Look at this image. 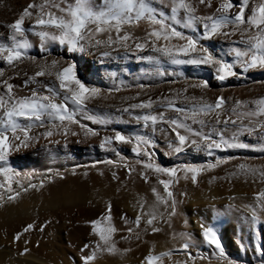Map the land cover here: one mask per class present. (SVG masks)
<instances>
[{"label": "snow or ice", "instance_id": "obj_1", "mask_svg": "<svg viewBox=\"0 0 264 264\" xmlns=\"http://www.w3.org/2000/svg\"><path fill=\"white\" fill-rule=\"evenodd\" d=\"M198 3L212 8V0H198ZM51 8H56L60 15L52 12ZM26 18L32 21L31 31L39 40V50L42 54L48 52L49 44H58L61 47L66 45L68 53L84 52L87 48H103L105 49L101 52L103 57H110L112 51L123 50L125 59L131 52L138 61L156 65V71L160 77L166 74L159 67L163 58L167 63L175 66H192L197 69L205 67L211 70L214 79L219 82L229 77L247 74L252 69H264V0H258V2L220 0L215 10L206 15L196 14L191 0H101L100 5H93L92 0H64L63 7L50 0H43L42 3H29L13 22L5 25L9 30L7 42H0V61L7 64L14 73V75L6 76L5 70L0 68V85L3 86V92L0 93V174L6 177V183H9L13 175H20L18 172L14 173L9 167L8 157L10 152L19 151L21 146L27 148L30 143L38 142L41 138L48 140L49 143L58 144L59 140L50 138L54 135H63L64 147L67 148V137L79 135L78 132L69 129L68 125L71 124H78L85 137L99 135L98 131L80 123L76 119L77 114L101 127H106L119 120V117L114 120L109 114L93 113L87 108V103L99 98L102 90L82 83L76 76L74 63L66 61L61 65L60 60L53 58L49 61L46 56H42L38 61L36 56L29 54L32 43L26 36L27 29L24 27ZM140 22H146L148 25L142 38L133 37L131 33L123 31L124 26L138 25ZM237 33L240 39L233 43L242 44L243 47L230 44L226 50L222 49L220 53H217L203 43L212 41L216 37H231ZM102 34L105 36L104 39H93L94 36ZM146 49L156 55H137V53L145 52ZM225 57H232V59L228 61ZM112 58L116 59V57ZM25 62L35 65V68L31 73L21 70L25 77L24 86L36 85L37 88L42 87L44 92L33 88L30 96L17 97L13 92L15 86L9 81L21 75V72H17L16 69ZM168 74L173 75V73ZM175 75L182 76L180 73ZM38 77H54V79L43 82L38 80ZM175 82L177 81H170V83ZM258 82L264 83V81ZM136 87L143 89L146 85L137 84ZM188 88L200 89L203 92L209 90L210 85L207 80L199 79L187 84L179 91L158 96L155 101L149 97L139 103H132L123 109H117L118 112L128 113L137 124L142 123L145 129L151 127V133L126 135L113 129L112 135H104L100 138L99 147L102 150L114 152L118 158L117 161L106 160L102 161L103 163L113 168L122 163L129 176L136 172L135 165H139L141 170L138 175L145 183L148 182L146 173H152L156 175L157 183L163 186L164 195H161L155 186L151 188L154 197L152 203H148L143 197L137 198L133 204L137 210L134 220L129 221L124 216L120 217L125 225H132L124 229L127 235H122L121 240L130 241L134 237L137 241L148 243L143 240V235L161 231L157 223L164 218L165 212L169 217L176 214L177 202L169 190L173 182L171 178L177 177L180 173L185 180L190 176L192 184L195 185L197 176L201 172L211 171L218 165L233 159V157H224L200 165L181 163L173 167L161 166L155 161L153 151L158 147L153 139L158 124L161 125L159 130L165 136L170 133L173 137L167 140L165 155H179L187 149L197 153L202 152L209 157H212L216 150L243 149L264 153V96L251 101L237 99L234 102L231 109L232 116L241 121L245 117L248 118L247 124L237 125V119L229 120L227 116L223 121L220 119L219 110L226 102L224 97L217 96L214 101L210 102L204 95L200 97L185 95ZM114 90L120 91L121 85H116ZM184 101H195V103L184 105ZM154 103H159L164 110L157 114L148 111L135 115L129 111V109L150 110ZM237 109L246 110L238 112ZM166 110H171L176 115L167 117ZM213 115L215 116L214 123L210 119ZM20 118L28 123H19ZM221 123L225 127H216ZM229 123L237 126L229 129L227 127ZM192 125H198V127L194 128ZM33 128H41L44 131L30 136L29 133ZM244 134L253 137L257 142L242 141L240 137ZM76 142L80 143L79 140ZM121 144L131 146V152L135 156L132 167H129L116 147ZM236 168L237 172H233L232 175L244 174L264 178V170L257 167L241 163ZM71 174L76 175L75 168L71 170ZM100 174L103 175L102 172ZM56 177L64 179L63 174L55 173L40 180L38 185L29 182L27 187L17 180L20 191L13 192L9 184L6 192L10 194L7 195L6 200L12 203L21 192H27L29 189L39 191L44 186L45 180L51 183ZM112 177L117 178L115 171L112 172ZM161 177L169 179H161ZM28 179L30 180L31 177L29 176ZM119 191L118 188L117 192ZM253 199L254 203L243 206L248 215H242L240 219L256 237L255 251L264 256V232L258 230V226L264 225V189L257 192ZM4 203L5 198L0 195V207ZM161 206L164 211L160 210ZM228 208L231 211L234 206L229 205ZM212 212L214 218L223 215L215 207ZM142 222L143 228L141 229ZM86 223L90 225L91 234L97 239L91 246L85 244L79 250L80 253H84L85 249L91 247L88 254L79 256L81 264H95L98 258L105 254L123 257L132 250L128 247L123 249L117 247V242L113 239L120 230L112 223L110 201H106L102 215ZM43 228L44 225H41L39 230L43 231ZM32 229L33 224L26 225L22 232L15 234L13 241L19 240L23 233L30 232ZM201 229V243L212 247L211 257L204 256L199 251L190 252L189 249L195 248L196 244L187 234L179 233L172 236L173 239L177 235L180 237L182 243L179 249L156 252L155 244L151 243L147 254L140 260V264H165V260L168 264H195L198 260L210 258L227 261V264H237V261L225 255L214 225L201 224ZM24 244L27 245L28 240H25ZM28 252L29 249L24 247L20 254L24 255ZM174 254L183 255L185 259L173 260ZM261 264H264V260Z\"/></svg>", "mask_w": 264, "mask_h": 264}, {"label": "rangeland", "instance_id": "obj_2", "mask_svg": "<svg viewBox=\"0 0 264 264\" xmlns=\"http://www.w3.org/2000/svg\"><path fill=\"white\" fill-rule=\"evenodd\" d=\"M42 2L43 0H0V42H7L6 38L9 34V30L5 27L6 24L13 22L29 3ZM50 2L58 3L60 7L64 6V0H50ZM92 2L93 5L101 4V0H92ZM219 2L220 0H212V8H207L205 5L199 4L198 0H191L193 7L196 9V14L198 15L211 14ZM233 2H235V0H233ZM250 2H258V0H250ZM156 6L160 7V5ZM50 10L55 14L60 15L56 8H51ZM165 11H167V9H165ZM233 11H235V9H233ZM31 25L32 21L26 18L24 21V27L27 29L26 36L32 43V48L29 50V54L36 56L38 61L42 56H46L49 61L53 58L60 60L61 65L66 61L74 63L76 66V76H81L86 86H94L102 90L99 98L93 99L87 103V108L93 113L109 114L114 120L116 117H119L117 122L111 124L127 128L133 133H141L143 131L144 127L142 123L137 124L131 119L128 113L118 112L116 111L117 109H123L129 104L139 103L149 97L155 101L158 96L169 95L173 91H179L185 88L187 84L194 83L199 79L207 80L210 89L202 92L200 89L188 88L185 95L196 97L204 95L209 101L208 96L211 92L218 90L215 98L217 96H222L226 101L219 110L221 112V121H223L226 116L229 120L237 119L231 114V109L237 99L241 101H251L264 96V83L258 82L264 81V74H259L255 69L249 70L247 74H240L239 77H230L232 80L230 84H219L214 77L207 78L201 74H194L188 66L182 67L171 65L163 60V58L159 67L161 70L165 71L166 74L163 77H160L156 71V65L138 61L131 52L128 53L127 58L125 59L123 50L119 52L112 51L110 57H103L101 55V52L105 50L103 48H87L84 52L68 53L67 47L65 46L61 47L58 44H49L48 52L42 54L39 50V40L32 34ZM125 29L130 32H132V30L133 32L137 31L139 34L131 33L132 36L142 38L148 29V25L146 22H140L138 25H126L123 31H126ZM113 35H115V33H113ZM104 38L105 36L102 34L93 39ZM239 39L240 36L239 33H237L231 37H216L212 41H205L203 43L207 44L217 53H220L222 49L226 50L230 44H232V46L243 47L242 44L233 43L239 41ZM140 54L141 53H137V55ZM142 54L144 55V52ZM112 57H116V59H113ZM225 59L231 61L232 57H225ZM133 62H141L139 64L149 65V68L146 65H144V67ZM121 63H123V66ZM0 68L5 70L6 76L14 75L7 64L0 65ZM34 68L35 65L25 62L16 69L17 72H21V75L15 76L9 81V83H12L15 86L13 92L17 97L30 96L31 90L37 88L36 85L31 84L27 87L24 86L23 80L25 77L21 71L26 70L31 73ZM237 71L239 70L237 69ZM168 73H173V75H169ZM176 73H180L182 76L175 75ZM37 79L43 82H48L49 80L54 79V77H38ZM172 80H176L177 82L170 83ZM121 82H123V84H121ZM137 84H143L146 85V87L140 89L136 87ZM116 85H121L120 91L114 90ZM221 89L223 90L221 91ZM37 90L39 92H44L42 87L37 88ZM2 92L3 86L0 85V93ZM133 97H136V99H132ZM57 101H59V97H57ZM191 103H195V101L183 102L184 105H189ZM162 110L164 109L160 107L159 103H154L150 110L129 109L134 115L143 114L148 111L157 114ZM245 110L246 109H237L238 112ZM165 115L167 117H174L176 113L171 110H166ZM20 119L24 120L23 118ZM205 119L208 120L209 118ZM210 119L212 123L215 122L214 115ZM247 122V117H245L243 121L237 119V125L241 123L247 124ZM237 125L229 123L227 127L229 129H234ZM157 126L160 129L161 125L158 124ZM68 127L71 131L78 132L79 135H69L67 137V148L64 147L65 138L63 135H54L50 139L59 140L60 143H49L48 140L41 138L38 142L30 143L29 147L25 148L21 146L19 151H12L9 154L8 161L11 162L21 160L22 158H28L30 156L34 157L47 152V150L49 152L52 149L55 152L70 151L75 154H82V156L89 158L88 161L84 160L83 162L52 167L32 174H24L10 183L12 191L17 192L20 191V188L16 183L17 180H19L24 187H27L29 182L38 185L39 181L48 175L61 173L64 176V179L56 177L51 183L45 180L44 186L40 188L39 191L29 189L27 192L20 193L17 199L20 197L24 198L26 202H28V205L26 211L24 210L21 214L16 215L17 217L15 216V219H18L17 221H14L18 223V230L23 229L28 224H33L32 232H39L41 235L47 236L50 234L52 235V232L55 229H60L61 233L66 236L67 232L72 228H77L79 226L89 227L90 225L86 222L96 219L104 213L106 201H110L116 206V199L120 197H128V193L125 191L126 188H132L141 185L142 183V185L146 184L151 188L154 186L158 189L163 188L162 185L157 183L156 175L152 173H146L148 176V182L145 183V181L138 175V172L141 170L139 165H135L136 172H133L129 176L126 169L122 166V163L113 168L111 165L102 162L106 160H118L114 152L110 150H102L99 147L100 138L102 136L113 134L111 129L93 128L98 131L99 135L85 137L83 130L79 128L78 124H71L68 125ZM163 127L166 128L167 126ZM192 127L196 128L198 125H192ZM216 127L223 128L225 126L221 123L216 125ZM41 131H44V129L33 128L29 135L31 136ZM205 131H207V128H205ZM156 133L155 137L160 145L162 144V147H166L167 140L173 138L170 133L165 136L160 130H157ZM225 135H228V133H225ZM240 139L247 143L257 142L253 137H249L247 134L242 135ZM77 140H79L80 143H77ZM116 147L120 151L121 156L123 155L129 167H132L134 165L135 156L131 152V146L121 144L116 145ZM153 151L155 152V161L164 167H173L181 163L200 165L206 164L209 161L214 162L216 158L233 157V159L218 165L211 171L201 172L197 176V183L195 185L192 184L190 176L185 180L180 173L177 174V177L175 178H178L183 182H181L180 187L176 188V191L173 194V197L177 202L176 214L169 217L165 212L164 218L157 223V226L160 227L165 221H167L166 225H168V231L149 234L158 235L159 239L153 242L156 244L155 251L160 252L169 249H179V246L182 243L180 237L177 235L176 238L173 239L172 236L173 234L185 233L196 244L195 248L189 249L190 252L195 253L196 251H199L204 256L211 257L212 247L201 243V224H204L205 226L212 224L217 226L220 225L222 228L219 227L227 232L225 241H227L226 243H229V246L224 247V252L228 258L237 261V264H261V261L264 260V256L255 251L256 237L248 227L244 225L240 217L242 215H248L243 206L245 204L254 203L253 198L255 194L261 189H264V178L259 176L253 177L251 175L245 176L244 174L232 175V173L237 172L236 166L241 163L264 170V153L241 149L236 150L235 152L233 151L232 153H222L216 157H208L206 155H202L201 157V155H199L192 158L178 159L177 155H165V152L167 151L165 149L156 148ZM73 168H75L76 175L71 174ZM113 171L116 172V179H113L112 177ZM43 172H46V174L41 176V173ZM101 172L103 175L100 174ZM29 176L31 177L30 180L28 179ZM161 179L169 178L161 177ZM118 188L120 189L119 192H117ZM6 189L7 188L3 191H6ZM2 193L0 195H3ZM181 193H185V195L182 196ZM8 194L10 193L6 192V194L3 195L5 198L4 205L8 203L6 200ZM153 200L154 197L151 195L149 202L152 203ZM229 205L234 206L231 211H229ZM118 207L121 216H124L129 221L135 219V216L131 213L129 214L125 207ZM213 207H215L220 213H223V215L214 218L212 212ZM111 209H114L113 205H111ZM160 210L164 211L163 206H161ZM46 221L48 223H45ZM8 223L12 222H9L7 216L0 219V229H2V232L6 231V228H2V226L6 227ZM193 223L198 225V237L193 236ZM41 225H44L43 231L39 230ZM173 225H176L179 228L172 230ZM258 230L264 232V225L258 226ZM119 234L124 235L126 234V231H121ZM66 248L70 249L68 245ZM66 256L71 264H73V261L78 264L75 258L71 259L72 256L67 253ZM172 259L183 260L185 257L183 255L174 254ZM165 262H167V260H165ZM136 264H140V262ZM195 264H227V261L210 258L198 260Z\"/></svg>", "mask_w": 264, "mask_h": 264}, {"label": "bare ground", "instance_id": "obj_3", "mask_svg": "<svg viewBox=\"0 0 264 264\" xmlns=\"http://www.w3.org/2000/svg\"><path fill=\"white\" fill-rule=\"evenodd\" d=\"M127 32L132 33V34L138 33L137 31L133 32V30H132V32H130V31H127ZM94 37H96V36H94ZM65 47H67V46L65 45ZM149 54L156 55L155 53H151L149 50L146 49L144 52V55H149ZM122 60H119V61H122ZM141 62L147 63L145 61H141ZM141 62H139V63H141ZM133 63H136V62H133ZM139 63H138V65H141V66L146 65V64L142 65ZM2 64H5V63L0 61V65H2ZM119 64H120V62H119ZM121 64L123 66V63H121ZM117 65H118V63H117ZM188 68H190V70L194 74H201L207 78L213 77L211 70H209L205 67L197 69V68H194L192 66H188ZM255 70L259 74H264V69L257 68ZM77 78L80 79L82 83H84L81 76L77 75ZM212 81H213V78H212ZM231 82H232V80L230 77L223 82L218 81L219 84H230ZM217 91L218 90L211 92V94L208 96L209 101H213V99L215 98V96L217 94ZM76 119L79 122H82L83 124H86L87 126L92 127V128H108L111 130L114 129V130L120 131L122 134H126V135L150 134L151 133V127H149L148 129L143 128V131L142 132L140 131L141 133H137V132L133 133L132 131L128 130L127 128H123L121 126L114 125V124H109L106 127H101L100 125L92 124L91 121L84 119L82 117V115H80V114H77ZM19 123L27 124L28 121L20 119ZM156 127H157V130H159V127L158 126H156ZM155 136L153 137V139L156 141V143L158 145L157 148L167 150V147H162V144L160 145V143L157 141ZM233 151L235 152L236 150H227V151L216 150L212 157H216L222 153H232ZM33 155H34V153H33ZM199 155H201V157H202V155L204 156L205 154L202 152L197 153L191 149H188L184 153L177 155V157H178V159H183V158L197 157ZM84 160L88 161L89 158H87L86 156H82V154L79 155V154L72 153L70 151L55 152L52 149L49 152L47 150V152H44V153L39 154V155L34 156V157L30 156L28 158H22L21 160L14 161V162L8 161V165L10 168L13 169L14 173L18 172L20 174L19 176H21L24 174H32L35 172L44 171V170L50 169L52 167H57V166L65 165V164H73V163L83 162ZM19 176L13 175L11 177L9 183H6L5 182L6 177L4 175L0 174V185H3V187H0V194L2 192H4L3 190L5 188H8L9 184L11 182L15 181ZM172 180H173V182H172V184H170L169 190L174 194L176 191V188L180 187L181 182H183V181H181L178 178H174ZM141 185H138V186H135L132 188H126L125 191L128 193V197H123V198L120 197V198L116 199L117 200V201H115L116 206L113 203H111V205L114 206V209H111L112 223L116 226L117 229L120 230L114 235L113 239L117 242V247H119L121 249L128 247V248H131L132 250L130 252H128L126 255H124L123 257L118 256V255L117 256H109V255L105 254L104 256L99 257L98 260L95 262V264H136V263L140 262V260L143 258L144 255L147 254V251H148L150 244L155 242V240L159 239L158 235H155V234L143 235V240L147 241L148 243H144L142 241H137L134 237L130 241H124V240L120 239V237L122 235L119 233L121 231H124V229L126 227H132V225L131 224L125 225L124 221L120 219L121 212L119 211L118 206L125 207L127 209V211L129 212V214L131 213L135 216L137 210H136V208L133 207V204H135L138 197H143L148 203H151V202H149V199L151 198V195H152L151 187H148V185H146V184H144L142 186ZM182 185H183V183H182ZM157 191L161 195H164L163 188L162 189L157 188ZM27 205H28V202H26V200L24 198L20 197L17 200H15L14 202L6 203L4 206L0 207V219L7 216L9 222H12V223H8V225H6V227L2 226V228H6L5 232H2V229H0V264H71V262H69L67 259L66 253L68 255L72 256L71 259L75 258L76 262L78 264H81L79 256L81 254H85V255L88 254V252L91 250V247H89L88 249H85L84 253H80L79 250L85 244H89L91 246V244L94 243L97 239V237H95L94 235L91 234V227L90 226L89 227L79 226L77 228H72L67 232L66 236H64L63 233H61L60 229H55L52 232L53 233L52 235L46 234L47 236H45V235L43 236L39 232L30 231L27 233H23L19 240L13 241V237L15 236V234L17 232H22V230H23L20 228H19L20 230L17 229L18 223L14 222V221H17L18 219L16 220L15 216L21 214V212L24 210L26 211ZM162 222H164V221H162ZM219 226L214 225V227L218 233V236L221 240L222 247L224 249L225 246H227V247L229 246V243H226L227 241H225L226 237H227V232L223 231L221 229L222 227L220 226L221 227L220 228ZM192 227H193L192 231H194L193 236L198 237L199 236L198 225L196 223H193ZM142 228H143V222L141 224V229ZM160 228H161V232L168 231V225H166V222H164V224L161 225ZM175 228H179V227L176 225H173L172 230ZM53 235H54V237H53ZM124 235H127V233ZM25 240H28L27 245L24 244ZM65 242H66V246L68 245L70 247V249L66 248ZM62 245H64V246H62ZM24 247H27L29 249V252L27 254L21 255L20 253L23 251ZM155 248H156V246H155ZM165 263L168 264V262H165ZM74 264H76V263H74Z\"/></svg>", "mask_w": 264, "mask_h": 264}, {"label": "trees", "instance_id": "obj_4", "mask_svg": "<svg viewBox=\"0 0 264 264\" xmlns=\"http://www.w3.org/2000/svg\"><path fill=\"white\" fill-rule=\"evenodd\" d=\"M46 174V172H43V173H41V176H44ZM6 194V191H4L3 192V195H5Z\"/></svg>", "mask_w": 264, "mask_h": 264}]
</instances>
